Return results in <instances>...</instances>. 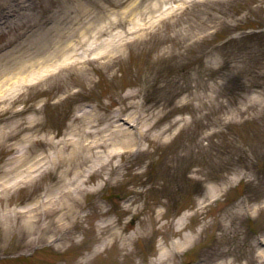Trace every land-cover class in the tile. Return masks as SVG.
Segmentation results:
<instances>
[{"label": "rangeland", "instance_id": "1", "mask_svg": "<svg viewBox=\"0 0 264 264\" xmlns=\"http://www.w3.org/2000/svg\"><path fill=\"white\" fill-rule=\"evenodd\" d=\"M34 4L46 15L60 9L68 30L84 31L87 43L96 36L106 41L105 49L82 54L77 63L31 87L48 134H68L84 104L103 113L101 124H115L121 114L129 121L141 115L142 126H152L148 137L130 126L139 143L114 145L122 146L116 148L122 154L113 156L112 163L121 167L110 182L104 183L107 169L92 174L87 185L101 187L86 194L89 213L79 222L83 232L77 239L63 247L35 243L27 250L6 249L0 251V264H86V254L92 257L88 264H214L223 252V259L233 258V264H264V249L257 241V236L264 239V0ZM102 24L107 29L96 34ZM110 32L116 34L112 43ZM65 33L82 51L80 33ZM9 38L3 36L0 46ZM8 114V109L0 112V125L11 120L5 118ZM163 128L165 140L154 139ZM24 134L0 140V166L23 144ZM183 164L199 168L196 176L191 169L178 178ZM44 188L14 191L9 205L36 200ZM215 194L219 198L211 203ZM135 196L132 207L141 208L138 215L122 213ZM109 207L113 213L103 215ZM157 211L164 215L151 225L150 215ZM186 211L185 226L179 228L177 219ZM118 216L127 225L124 236L132 235L127 249L120 238L98 255L87 252L101 242L97 224ZM190 234L197 235L193 243L159 259L161 250H170L174 241L182 243Z\"/></svg>", "mask_w": 264, "mask_h": 264}, {"label": "bare ground", "instance_id": "2", "mask_svg": "<svg viewBox=\"0 0 264 264\" xmlns=\"http://www.w3.org/2000/svg\"><path fill=\"white\" fill-rule=\"evenodd\" d=\"M34 3L35 0H7L0 4V39L6 34L10 35V38L0 46V112L8 109L9 114L5 118L11 119L0 125V140L21 131L26 132L23 135V144L15 146L13 155L4 166H0V251L27 250L35 243L40 246L45 242L63 247L77 238L83 232L78 228L79 222L89 213L87 209L89 204L85 202L86 194L96 192L101 187L87 185L92 174L99 169H107L104 183L110 182L115 171L121 167L118 162L112 163L113 156L121 153L116 148L122 147L114 145L120 143L131 146L140 141L137 137L135 140L129 126H125L124 123H129V119L120 116L115 124H101L99 117L103 113L93 105L87 104L79 108L75 117L77 123L68 134L59 138L56 134H48L49 129L39 114L42 107L28 103V100L34 97L31 87L47 81L52 72L77 63L82 54L105 49L106 41L99 40L96 36L91 43H87L84 40V31L68 30L59 15L62 13L60 9L46 15V11H37ZM106 29L107 25L102 24L96 28L95 33H102ZM65 32L73 35L76 32L80 33L82 51L78 45L68 42ZM109 36L108 42L112 43L116 34L110 32ZM17 46L22 50L16 49ZM16 50L17 54L14 52ZM46 102L47 100L44 104ZM29 110L34 112L25 116ZM133 125L141 137L150 136L152 124H145L144 127L136 119ZM165 131L164 128L158 130L152 137L164 141ZM118 138L122 141L119 142ZM35 147H40L41 151L36 152ZM141 150L145 148L136 149ZM171 158H175V155ZM181 169L178 178L182 177V172L193 168L183 164ZM193 170L192 176H196L194 172L197 174L199 168L195 167ZM161 176H166L169 181L174 179L171 174L163 173ZM44 184L45 188L36 200L30 201L32 199L30 197L25 205H9L11 193L14 191L30 186L40 189ZM3 200H6L5 204ZM136 201L135 196L121 208V212L130 213L133 217L138 215L141 208L132 207ZM95 205L96 202H93V206ZM102 213L109 215L113 210L109 207ZM163 215L161 211L152 213L150 224L156 225ZM187 216L188 212H184L178 217L179 228L185 225ZM142 227L145 232V221ZM97 228L100 231L101 242L93 249L94 254H100L103 249L120 238H123V248L127 249L132 235L124 236L123 232L127 225L122 224L120 216L117 219L104 218L97 224ZM138 233L144 234L141 230ZM196 239L197 235L190 234L182 243L174 241L170 250H161L159 259H169L174 251L181 250ZM125 253L130 254V251L127 250ZM227 253L228 256L234 255L229 251ZM225 254L226 252L221 253L222 256ZM222 256L218 255L216 258L222 259L214 264H233V258L223 259ZM91 258L86 254L83 261L88 264Z\"/></svg>", "mask_w": 264, "mask_h": 264}]
</instances>
